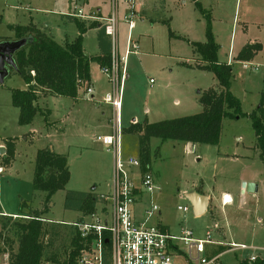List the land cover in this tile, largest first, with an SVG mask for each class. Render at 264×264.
<instances>
[{
	"label": "rangeland",
	"instance_id": "1",
	"mask_svg": "<svg viewBox=\"0 0 264 264\" xmlns=\"http://www.w3.org/2000/svg\"><path fill=\"white\" fill-rule=\"evenodd\" d=\"M196 1L202 10L193 0H135L134 26L130 33L123 19L128 7L123 0L117 1L115 57L119 59L120 74L124 66L122 130L133 125L132 120L135 124H152L200 113L202 94L210 88L218 90L219 86L211 72L196 66L201 64V57L193 44L206 41L209 23L219 46L217 60H226L230 40L233 38L235 45L239 42L244 23L250 26L258 19L264 21V0ZM71 3L68 0H0V42L17 40L10 26L30 25L51 36L59 45L73 41L79 30L71 18L81 22L88 20L75 18L80 5L74 7ZM89 13L93 14L92 11L86 14ZM97 33L96 29H87L83 37L82 48L92 57L99 54ZM248 34L255 37V27L250 26ZM128 36L136 42L138 53L127 54L125 61H120L125 55ZM260 37L264 45V33ZM261 60H264V50ZM94 67L92 77L97 88L110 92L108 77L102 73V68ZM231 82L230 90L240 101L244 115L223 120L218 145L150 139L148 171L158 190L151 195L142 194L133 214L137 221H143L144 210L156 206L158 211L147 220L148 225H159L172 234L186 229L199 238L209 233L214 245L207 246L208 255L228 251L220 257V264H251V256L264 261V163L255 147L256 137L248 114L259 107L264 95V73L245 70L241 63H234ZM24 85L13 69L0 85V147H5L7 140L15 142L10 164L5 165L0 156L3 169L0 212L5 216L27 214L31 210L43 212L42 217L47 221L44 245L52 240V247L48 249L57 256L59 264L72 249L73 224L84 218L91 219L76 207L80 196L91 194L99 199L101 194L107 195L112 179L111 151L96 141L100 135L111 134V123L104 117V124L99 127L87 123L76 126L73 116L81 112L85 116L101 114L102 111H107L108 115L111 109L105 104H91L82 88L78 90L76 103L66 97L47 101L49 92L44 91L39 94L37 105L44 113L50 108L51 114L46 116V121L37 115L31 125L22 127L17 124L19 110L11 105V92L23 90ZM120 140V158L140 160L138 135L123 132ZM44 148L66 156L70 179L48 202L44 193L32 189L35 156ZM249 185L252 186L250 191ZM194 190L211 199L208 210L201 216L192 213L183 197L184 191ZM68 194L72 197L69 205ZM224 194L229 195L231 202L221 207ZM178 206H186L188 211H178ZM100 208L97 203L95 210ZM14 242L13 249L16 248L15 238ZM231 245H242L247 250L232 251ZM8 257V254L0 255V264H6Z\"/></svg>",
	"mask_w": 264,
	"mask_h": 264
},
{
	"label": "trees",
	"instance_id": "2",
	"mask_svg": "<svg viewBox=\"0 0 264 264\" xmlns=\"http://www.w3.org/2000/svg\"><path fill=\"white\" fill-rule=\"evenodd\" d=\"M193 1L196 7L202 10L198 2ZM75 24L79 30L78 36L73 41H65L61 45L57 44L51 36L36 30L32 25L9 27L15 31L17 40L24 37L29 38L26 46L18 51L14 57L18 68L17 74L27 87L24 91L14 89L11 92V105L19 110L17 119L19 126L31 125L37 115L46 121L49 111L44 113L37 105L41 92L45 91L49 92L48 94L51 96L75 100L80 89L77 82L82 80L89 85L90 63H95L101 68L109 67L112 49L107 55L86 56L82 42L87 29L81 22L75 21ZM106 37L104 30L101 29L97 35L99 48L102 49L105 45ZM193 46L201 57V64L196 66L211 72L218 82L219 88L218 90L210 88L202 94L199 101L203 110L200 113L152 124L137 123L126 130H122V132L138 135L142 170L148 169L150 164V139L157 138L162 142L179 141L186 144L218 145L223 120L244 115L241 112L240 101L230 90L233 79V64L218 62L219 46L214 41L209 23L207 24L206 41L202 44L194 43ZM259 51H261L259 44H247L237 54L235 60L250 61ZM260 100L259 107L249 113L248 116L252 121V128L256 137L255 147L264 163V95ZM5 143L6 152L2 156V162L8 165L14 157L15 146L11 140H7ZM32 180V189L44 193L48 202L50 197L63 190L70 180L66 156L58 155L48 148L38 150L35 156ZM66 197L69 205L72 197L69 194ZM80 197L76 207L82 215L88 216L95 211L97 198L91 194ZM22 207L24 206L22 205ZM42 215L43 212L31 210L27 214H18L19 217L14 219L12 215L4 216L0 213V255L8 254L7 264L58 263L57 256L48 249L52 247V240L44 245V239L47 236V228L45 227L47 221L43 219ZM74 234L70 241L72 250L69 252L72 262L76 257V250L80 246L79 234L75 230ZM14 238L16 240L15 249H13ZM251 264H264V261L257 258Z\"/></svg>",
	"mask_w": 264,
	"mask_h": 264
},
{
	"label": "built area",
	"instance_id": "3",
	"mask_svg": "<svg viewBox=\"0 0 264 264\" xmlns=\"http://www.w3.org/2000/svg\"><path fill=\"white\" fill-rule=\"evenodd\" d=\"M117 1L110 0L111 13L106 17H99L93 14H86L78 9L75 18L89 20L99 24L106 36L111 41L113 51L109 67L102 68V73L108 77L111 91L102 98V103L110 106L111 134L100 135L96 141L101 142L111 151L113 168L111 173V187L107 195L97 199L100 210H95L73 228L80 237L79 248L76 250V257L73 262L70 260L69 250L64 261L59 264H220L219 259L224 253L214 255L207 254V246L214 245L210 234L199 238L192 231L181 230L180 233L172 234L161 226H150L147 220L158 211L156 206L145 211L143 221H137L133 214L134 207L141 202L144 193L153 194L158 190L153 177L148 169L142 170L141 161L136 158L123 160L120 158V136L123 133L120 122L121 87L124 78V66L120 74L121 66L117 53V22L118 10ZM128 7V13L124 15V22L127 24L129 33L133 30V18L135 15V0H123ZM72 17V16H71ZM136 42L127 38L126 51L120 61H125L128 54H137ZM232 60L228 63L232 64ZM243 69L253 72H263L264 65L252 61L239 62ZM34 73L32 72V75ZM120 75V76H119ZM79 88L85 89L90 99L92 88L86 82H77ZM80 90V89H79ZM3 173L0 167V174ZM178 211H188L186 206H178ZM3 215V214H2ZM16 218V216H12ZM218 244V243H215ZM235 249L247 250L244 246L231 245ZM257 257L251 256L252 263ZM7 264V263H6ZM49 264V263H48Z\"/></svg>",
	"mask_w": 264,
	"mask_h": 264
},
{
	"label": "crops",
	"instance_id": "4",
	"mask_svg": "<svg viewBox=\"0 0 264 264\" xmlns=\"http://www.w3.org/2000/svg\"><path fill=\"white\" fill-rule=\"evenodd\" d=\"M69 1H72L71 5L72 6L74 5V7H75V5L79 4L80 8H78V9H82L86 13L88 11H90V12L92 11L93 15H96V16H99V17H106V16L109 15L110 3H108V0H68V2ZM105 8H107L106 9L107 10L106 13H105V11H103ZM89 14H92V13H89ZM71 20L73 22L77 21L76 19H72V18H71ZM88 21L87 22L86 21H82L81 22V21L78 20L77 22L83 23L86 29H91V28H88L91 25V26L94 27L93 29L97 30V32H99L101 30L98 27L99 26L98 23H94V22H91V21L88 22ZM243 26L244 27H243L242 33H241V35L238 38L239 42L235 45L236 42L233 43V38H231L230 43H229L230 46H229L227 58H226V60L219 61L220 63L228 64V62H230L231 60L233 61L232 62L233 65H234V63H239L240 61L235 60V58H236L237 54L244 47H246L247 44H251V45L252 44L253 45L259 44L261 46V51L256 53L255 56L250 61L257 62V63L259 62L261 64L264 63V60H261L262 56H263L264 45L261 44L262 43V38L260 37V35L264 33V21L261 20V19H258L256 21L250 23V26H253L256 29L255 37H251L248 34V30L250 29V26H249L248 22L244 23ZM97 48H99L98 47V42H97ZM83 50H84V48H83ZM109 51H111V48H110V45H109V39L106 37L105 38V45L102 47V49L99 48V54L98 55H101V56L102 55H107ZM84 54L86 56H89V55H87L85 53V50H84ZM217 58H218V52H217ZM94 66H96L97 68L99 67L101 69V66H99V65H97L95 63H90V65H89V67H90V82H89V85L92 87V95H91L90 101H92L91 104L95 103V104H98V105L100 104V106H103V104H105V103H102V98L104 97V95L107 93L108 90H104L103 91V90H100V89L97 88V85L95 83L96 80L93 79V77H92L93 69L95 68ZM125 78H127V76ZM26 88H27L26 85H24V89H26ZM24 89H23V91H24ZM51 98H59V97L51 96V95L48 94L47 95V99H45V100L48 101ZM77 101H78V95H77V98L75 100H72V102L76 103ZM39 105H40V101H39ZM40 107H41V105H40ZM47 111H49V113L51 114V109L50 108H47ZM82 113L83 112H81V114L76 113L75 116H73L74 119L72 121H73V123H75L76 126H77L78 123L79 124L87 123V124H90L91 126L99 127L100 125L104 124V122L102 121L104 117H106V120L109 121L110 116H111V110H110L108 115H106L107 111H106V113L104 111H102L101 114L91 113V115L89 114V116H85V114L84 113L82 114ZM132 123L135 124V121L132 120ZM192 192H196V193L200 194L197 190H194ZM189 193H191V192H185L184 191L183 192V197L185 198V195L189 194ZM241 193H243V191H241ZM206 197L208 198V207H209L211 199H210L209 196H206ZM226 197H229V195L224 194L223 197L221 198V200H220L221 201V207L225 203H230L231 202V198L230 197H229L230 198V202L224 201V199ZM208 207H207V210H208ZM0 213L3 214L2 212H0ZM10 215L14 216L16 214H10ZM6 216H8V215H6Z\"/></svg>",
	"mask_w": 264,
	"mask_h": 264
},
{
	"label": "water",
	"instance_id": "5",
	"mask_svg": "<svg viewBox=\"0 0 264 264\" xmlns=\"http://www.w3.org/2000/svg\"><path fill=\"white\" fill-rule=\"evenodd\" d=\"M29 38L24 37L23 39L15 41L0 42V85H3L6 77L9 76L10 69H13L18 73L14 57L15 54L23 49L28 43ZM6 152L5 147H0V156H4ZM243 188L246 187L244 184ZM247 189L252 190V186L249 185ZM185 199L190 204L192 213L195 216H201L206 213L208 207V198L203 194L191 192L185 195Z\"/></svg>",
	"mask_w": 264,
	"mask_h": 264
},
{
	"label": "bare ground",
	"instance_id": "6",
	"mask_svg": "<svg viewBox=\"0 0 264 264\" xmlns=\"http://www.w3.org/2000/svg\"><path fill=\"white\" fill-rule=\"evenodd\" d=\"M224 201H226V202H230V198H229V197H226V198L224 199Z\"/></svg>",
	"mask_w": 264,
	"mask_h": 264
}]
</instances>
